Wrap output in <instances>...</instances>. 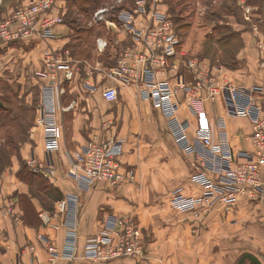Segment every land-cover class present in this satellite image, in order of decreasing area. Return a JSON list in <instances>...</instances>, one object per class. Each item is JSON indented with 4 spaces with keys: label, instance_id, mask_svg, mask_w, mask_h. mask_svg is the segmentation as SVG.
Listing matches in <instances>:
<instances>
[{
    "label": "built area",
    "instance_id": "1",
    "mask_svg": "<svg viewBox=\"0 0 264 264\" xmlns=\"http://www.w3.org/2000/svg\"><path fill=\"white\" fill-rule=\"evenodd\" d=\"M3 1L0 0V6ZM13 2L16 4L11 6L8 15L5 16L0 10V44L21 40L25 43L45 44L42 52L43 69L37 72L42 81L37 123L44 130L47 161L45 159L44 164L39 163L35 156L26 161L34 173L53 178L56 174L54 154L63 146L61 133L64 127L57 121V112L59 109L68 112L77 104L76 100H72L64 106L61 99L73 82L88 92L97 91L98 86L91 81L90 74L96 66L94 64H101V61L76 59L69 48L55 43V27L66 23L64 19L68 8L63 0ZM107 3L98 6L89 17L77 12L80 19H85L88 28L108 29L95 39V50L99 56L112 49L117 51L116 65L110 67L108 75L118 85L102 88L104 100L115 102L119 98V88L135 86L137 97L150 101L163 116L177 148L186 156L197 155L207 161L206 164L203 161L206 170H199L190 178V182L202 187L203 192L187 194L184 187H177L171 192L170 205L181 212L194 211L197 215H210L219 210V206L234 209L238 200L244 196L262 201L264 85H237L223 72V66L211 67L196 56L184 52L181 37L164 0H133L132 6H128L126 0ZM125 42L128 45L122 47ZM257 42L261 52L260 64L264 66V34ZM79 64H82L83 69H80ZM169 72H175V84L167 76ZM203 90L204 97L201 96ZM180 92H183L184 100H191L197 110L198 126L194 138L189 134L192 122L179 115L182 106ZM218 99L225 102L231 116L252 121V149L235 150L226 132L222 131L219 143H214L211 124L202 105L204 101ZM123 154V140L93 138L70 151L67 174L80 185L104 184L110 188H121L135 182L137 178V169L122 161ZM74 198L60 199L56 212L70 214ZM114 217L108 219V228L105 227L87 239L86 258L102 262L122 253H125L122 256L129 255L130 248L136 244L132 239L134 233L138 235L139 232L133 227L131 218ZM116 231L123 232L117 242L114 239V236H118ZM41 239L50 254L46 264H55L60 256L56 245L47 235L41 236ZM114 244L120 248L116 250ZM14 264L27 263L22 262L21 255H18ZM30 264L36 262L31 260Z\"/></svg>",
    "mask_w": 264,
    "mask_h": 264
},
{
    "label": "rangeland",
    "instance_id": "2",
    "mask_svg": "<svg viewBox=\"0 0 264 264\" xmlns=\"http://www.w3.org/2000/svg\"><path fill=\"white\" fill-rule=\"evenodd\" d=\"M63 1L66 9L68 8L64 20L70 26L69 35L71 36L70 41L64 45L72 51L69 43L76 42V59H88L91 62L100 60L105 67L116 65L117 51L112 49L110 51L111 57L108 55L99 56L93 41L96 28L90 31L88 27H83L82 21L85 19H80L77 15V12H80L85 17H89L98 6L107 2V4L113 3L115 0H100L99 2L97 0ZM166 1L164 0L167 11L173 18L177 20L186 19L190 23L187 29L181 31L183 38L179 34L183 51L185 49L184 41L189 44L194 40L193 46H196L197 43L201 44L205 40L202 48L203 54L196 55L200 61H204L205 64V60L209 61L207 65L211 67L225 64L235 68L240 65L235 56L236 51L245 46L244 37L241 34L244 32L247 33V38L253 39L252 47L258 53L259 65L264 67L260 64L261 52L257 46V41L264 34V0H179V5H175L172 10L168 4L169 0ZM14 3L16 4L13 2L12 5ZM59 3L63 4L62 1ZM128 6H132V4L129 3ZM236 23H241L242 27L239 28ZM81 27L86 30L85 33L80 31ZM107 31L106 27L101 28V32ZM80 34L84 35L81 42L79 38L73 40V37ZM127 45L125 42L122 47ZM72 53L74 56L73 51ZM78 66L83 69L82 64ZM17 69L19 68H9L3 75L0 74V105L8 110L2 115L0 122V151L4 152V155L1 156L0 167L2 170H0V176L4 173L12 175L15 173L16 180L19 179L17 173L22 164L18 154H21V148L32 140V129L37 124L38 106L42 98L40 83L37 84L35 81V78H38V71L26 67L25 79L21 82L19 81L21 73H18ZM42 69L43 63L39 71ZM201 96H205L204 90ZM65 97L66 95L61 99V103L68 105L71 101L66 104ZM153 106H150L148 110L144 108L132 110L129 106H121L117 130L123 129L128 134L127 139L129 138L133 143L132 150L134 147L141 146L142 156L135 167L138 171L135 182L125 184L121 188L107 187L111 191L114 190V193L117 192L118 196H122L124 203L128 205L129 211H131L122 213V215H115L114 218H131L133 227L139 233L138 235L134 233L132 239L135 240L136 244L130 248L129 255L122 256L125 254L122 253L112 259H107L106 262L122 257H135L137 264H143L145 255H151L150 252L153 254L167 252L168 259L179 264L181 262V264H237L238 259L243 255L242 251L245 250L242 246L243 232L249 228L251 231L258 228L257 231H261V229L264 231L263 221L254 218L257 216L256 213H253L251 217L240 218L239 220L235 217H228L230 213L238 210V204L231 210L225 206H219L217 207L219 210L210 215H197L194 211L181 212L170 205L171 192L178 186L181 187L182 182L190 181L193 173L199 170L193 169L191 161L177 149L166 125ZM85 134L87 141L93 139L88 137L86 132ZM81 139L83 140V138ZM66 145L68 147L73 146L72 150H74L73 144L66 143ZM28 167L31 170V166ZM38 183V179H35L32 185L33 190L37 193ZM102 185H80V188L89 190ZM13 195L22 196L25 193L14 192ZM26 195L30 196L28 193ZM49 195L56 196L57 194L55 191H49ZM41 196L45 195L42 194ZM45 199L51 208L52 205L46 197ZM125 211L128 212L126 209ZM116 233L118 236H114V239L117 242L121 239L123 232L116 231ZM150 244L153 248L149 250ZM113 247L116 250L120 248L116 244ZM255 258L261 264L264 261V252L259 255L255 254ZM161 259L164 260L163 257ZM244 264L253 263L249 260L248 262L245 261Z\"/></svg>",
    "mask_w": 264,
    "mask_h": 264
},
{
    "label": "crops",
    "instance_id": "3",
    "mask_svg": "<svg viewBox=\"0 0 264 264\" xmlns=\"http://www.w3.org/2000/svg\"><path fill=\"white\" fill-rule=\"evenodd\" d=\"M12 4L13 0H5L0 6V10L5 16L11 12ZM236 26L241 28L242 24L236 23ZM69 32L70 26L67 23L57 25L55 27V33L57 35L55 43L59 45L67 44L71 39ZM241 34L244 37L245 46L236 51L235 54L240 65L233 68L225 64H220L224 68L223 72L226 73L230 81L238 85L251 86L260 83L264 84V67L259 65L258 53L252 47L253 39L247 38V33L242 32ZM204 41L198 44L196 40L198 46H193L194 40L189 44H187V41L186 43L184 41V51L188 54L192 53L195 56L197 54H203L202 48ZM44 48V43H25L22 40L9 44H0V74L3 75L9 68H19L17 69L18 73H21L19 81L23 82L26 67L36 71L40 70ZM205 62L209 64V61L205 60ZM94 65L96 66L90 74V79L98 86V90L88 92L80 84L73 82L68 87V92L64 100L66 104L72 100H76V106L68 112H61L60 109L57 112V121L62 122L64 127L61 133L63 146L60 151L54 154L56 174L53 178L49 179L63 193L60 199L77 197L74 198L75 201L71 207V212L68 215L57 213L56 205L60 199L54 200L46 195L41 196L46 203L47 207H45L41 199L31 196L29 185L26 182L19 179L16 180L15 173L13 175L9 173L1 175L0 264H14L18 255H21L22 262L27 264H30L31 260H34L36 264H46L49 261L50 254L45 249L44 242L41 239V236L45 235L53 240V243L59 251L60 256L55 264L138 263L134 259L135 257H122L111 262H98L93 259H88L85 256L87 239L91 235L102 231L105 227L108 228L107 222L110 215L118 216L131 211H129L128 205L124 203V198L118 196L117 192L114 193V190H109L106 185L103 184L98 188L83 190L80 188L79 182L67 175V168L70 161L69 153L73 149V146L68 147L66 143L73 144L75 146L74 149L86 144L88 139H86L85 132L91 138H118L123 141L126 139L127 142L124 141V154L121 159L123 162L136 167L137 162L141 160L142 148L141 146L134 147L132 150L133 143L129 138L127 139L128 134L123 129L120 131L117 130V122L121 116V106H129L132 110L136 108L148 110L150 106H153L150 101L137 97V88L135 86L119 88V98L115 102L104 100L102 88L118 85V82L108 75L111 70L110 67H105L102 63ZM173 75H175V72H169L167 74L169 78H172L173 84H175L176 80ZM38 78L36 77L35 81L37 84L40 83L41 87L42 81ZM179 99L182 104L179 115L180 117L188 118L192 122V128L189 134L194 138L198 126L197 110L192 106L191 100H184L183 92L179 93ZM204 103L202 110L206 113V117L211 124L212 140L214 143H219L222 137V131V133L226 132L227 137H229L231 144L236 150L253 148L250 138L253 131V124L249 118L231 116L223 100H209ZM157 112L165 124L163 116L158 110ZM21 154L25 160L35 156L39 163L44 164L45 159L47 161L44 130L38 123L32 129V140L21 148ZM181 154L184 155L182 152ZM184 156L191 161L193 169L197 171L206 169L203 165V161H206V158L198 157L197 155ZM181 186L184 187L187 194L203 192L202 187L191 183L189 180L182 182ZM14 192L30 194L29 197L38 212V215L36 214L35 217L37 221L39 220L37 225L26 223V215L20 202V196H14ZM45 197L50 202V205H52L51 208L48 206ZM253 213L257 215L254 218L262 220V226H264V199L262 201H254L250 197L244 196L238 200V210L230 213L228 217H235L239 220L240 218L251 217ZM255 231H251L249 228V230L243 232L242 246L245 250L242 251V254L250 253L255 256V254L259 255L264 252V231L263 229L261 231ZM72 234L75 235L72 236ZM151 244L148 248L149 250L153 248ZM150 254L149 256L145 255L143 264H179L168 259L167 252L163 254H153L150 252ZM162 257L164 260L161 259ZM261 264H264V261Z\"/></svg>",
    "mask_w": 264,
    "mask_h": 264
},
{
    "label": "trees",
    "instance_id": "4",
    "mask_svg": "<svg viewBox=\"0 0 264 264\" xmlns=\"http://www.w3.org/2000/svg\"><path fill=\"white\" fill-rule=\"evenodd\" d=\"M98 2L100 0H97ZM127 3H131L133 4V1L132 2H128L130 0H126ZM166 1V0H165ZM167 2V1H166ZM170 6H171V10L175 8V5H179V0H169V3H168ZM68 13V12H67ZM170 14V13H169ZM171 18L173 19L174 21V24H175V27H176V31L178 32V34H180L183 38V34L181 31L187 29L189 27V22L186 20V19H175L172 17V15L170 14ZM75 17V16H74ZM76 20L77 17H76ZM179 21V22H178ZM83 22V27H87L86 26V23L85 21H82ZM101 28L102 27H97L96 29V33H95V37H94V45H95V39L98 35H101L103 34V32H101ZM93 29L89 28L88 30H92ZM80 31L82 32H86V30L84 28H80ZM84 37V35L82 36V34H80L79 36H75L73 37V40H77L78 38L80 39V42H81V38ZM242 44V43H241ZM241 46V45H240ZM69 47H71L72 51L74 52V56H76V48H77V44L76 42L74 43H69ZM239 49V48H238ZM111 51V50H110ZM110 51H107L105 53V55H108L111 57V54H110ZM117 55V54H116ZM7 109L3 106V105H0V122L2 121V115L4 113H7ZM4 155V152L3 151H0V163H1V156ZM18 157H19V160L21 161V169L19 170V172L17 173V177L19 179H21L22 181L26 182L29 186H30V193H31V196L33 197H37L39 199H41L44 203V206H46V203L43 199V197L41 198V195L44 194L46 196H50L49 195V191H55L56 192V196H50L51 199H54V200H58L60 199L62 196H63V193L61 192V190L57 187H55L50 181H49V178H46L43 174L41 173H34L32 170H29V167H28V164H27V161L25 159L22 158V155L19 153L18 154ZM10 158V156H9ZM11 159V158H10ZM10 163V161H9ZM9 165V164H8ZM8 165H5V166H8ZM0 170H2V167H0ZM35 179H38V186L39 188H37L38 190V193L35 192L33 190V181H35ZM20 202H21V205L25 211V215H26V223L27 224H31V225H37L39 223V220L37 221L36 220V214L38 215V212L37 210L35 209L34 205H33V202L31 200V198L29 197V195H22L20 196ZM251 261L253 264H259L258 260L255 258V256H253L252 254L250 253H245L243 254L239 259H238V262L237 264H244L245 261Z\"/></svg>",
    "mask_w": 264,
    "mask_h": 264
}]
</instances>
